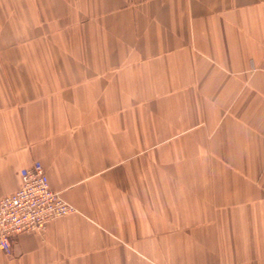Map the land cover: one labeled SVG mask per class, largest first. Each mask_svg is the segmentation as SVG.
<instances>
[{
    "label": "crops",
    "instance_id": "obj_1",
    "mask_svg": "<svg viewBox=\"0 0 264 264\" xmlns=\"http://www.w3.org/2000/svg\"><path fill=\"white\" fill-rule=\"evenodd\" d=\"M35 161L77 212L0 264H264V0H0V199Z\"/></svg>",
    "mask_w": 264,
    "mask_h": 264
},
{
    "label": "built area",
    "instance_id": "obj_2",
    "mask_svg": "<svg viewBox=\"0 0 264 264\" xmlns=\"http://www.w3.org/2000/svg\"><path fill=\"white\" fill-rule=\"evenodd\" d=\"M20 178L19 189L0 199V250L8 255L17 236L41 232L50 222L77 212L50 187L46 170L39 161L23 168Z\"/></svg>",
    "mask_w": 264,
    "mask_h": 264
}]
</instances>
